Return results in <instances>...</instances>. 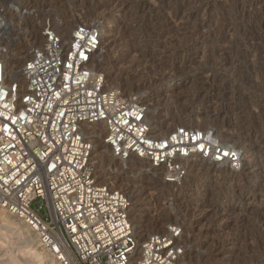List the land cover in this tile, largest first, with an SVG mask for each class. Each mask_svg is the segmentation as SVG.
I'll use <instances>...</instances> for the list:
<instances>
[{"label":"rangeland","instance_id":"1","mask_svg":"<svg viewBox=\"0 0 264 264\" xmlns=\"http://www.w3.org/2000/svg\"><path fill=\"white\" fill-rule=\"evenodd\" d=\"M0 4L11 19L7 33L11 37L0 44L14 58L8 62L5 54L9 78L22 69L31 49L42 44L47 23L57 26L74 15V29L81 20L89 24L100 20L105 43L97 56L99 67L110 88L141 96L150 111L148 118L159 124L152 126L155 134L164 136L168 125L212 129L227 144L256 151L264 162V0H0ZM15 7L26 13L20 15ZM100 151L92 158L96 176L131 197L135 223L147 225L154 216L160 223L153 226V233L170 223L182 227L186 253L181 264H264V175L247 176L248 160L234 168L237 175L222 172L226 164L214 167L191 159L185 177L172 184L162 169L131 166V159L122 163ZM250 185L259 186V195L242 190ZM18 237L11 236L12 242H20ZM221 248L234 253L233 260L219 254Z\"/></svg>","mask_w":264,"mask_h":264},{"label":"built area","instance_id":"2","mask_svg":"<svg viewBox=\"0 0 264 264\" xmlns=\"http://www.w3.org/2000/svg\"><path fill=\"white\" fill-rule=\"evenodd\" d=\"M42 37L22 66V94L0 50V207L30 225L60 264H179L182 227L170 223L139 242L130 197L97 180L84 124L103 122L117 159H143L172 184L194 158L237 169L242 149L212 129L155 134L140 95L106 87L96 25L79 23L67 38L47 23Z\"/></svg>","mask_w":264,"mask_h":264},{"label":"bare ground","instance_id":"3","mask_svg":"<svg viewBox=\"0 0 264 264\" xmlns=\"http://www.w3.org/2000/svg\"><path fill=\"white\" fill-rule=\"evenodd\" d=\"M13 5H18L17 3L13 4ZM12 5V7H13ZM1 6V4H0ZM120 7V6H119ZM18 9V7H15ZM16 9V10H17ZM20 15H23L26 13V11H23L22 8L18 9ZM74 15H71L69 19H63L58 21L57 26L60 28V32L65 35L66 37H70L71 31L73 30V21H72V17ZM11 19L7 18L1 7H0V44L1 46L3 45L4 42H2L1 40H5L9 37H11V34H7L8 32H10V25H11ZM100 20L96 21L94 25H96L98 27V29L101 32V50L104 47V43H105V34H104V23H100ZM81 22H87V21H83L81 20ZM90 23V22H89ZM100 27V28H99ZM3 32V33H2ZM7 34V35H5ZM246 36V35H245ZM44 40V39H43ZM6 43V42H5ZM25 43H23V45L21 46L22 48L25 47ZM7 46V45H6ZM16 47V46H15ZM2 49V51H5L4 56L6 54V56L8 55V49H6L5 47H0ZM20 52V51H19ZM22 54V53H19ZM21 56V55H20ZM29 56V54H28ZM28 56L26 55L23 59H24V63L27 60ZM98 56V54H97ZM9 57V56H7ZM9 59V60H8ZM7 60L8 62L11 60H13L14 58L9 57ZM12 65V64H11ZM24 65V64H23ZM6 77H7V81H18L20 82V93L22 94L25 90H26V79L22 74V69H20L19 71L15 72V76L14 77H10L8 75V71H7V61H6ZM99 66V65H98ZM12 68V67H11ZM10 68V69H11ZM21 68V67H20ZM9 69V67H8ZM112 69V68H111ZM16 70V69H15ZM13 74V73H12ZM106 76V87L110 88V83L108 80V76L105 74ZM21 78V79H20ZM264 102V101H263ZM148 109V107H147ZM221 110V109H220ZM150 114V111L148 110V116ZM190 115V114H189ZM147 116V117H148ZM174 116V115H173ZM188 116V115H187ZM194 116V115H193ZM169 117V116H168ZM155 118V116L153 117ZM177 118V117H176ZM208 118V116H207ZM172 119V118H171ZM174 119V117H173ZM172 119V120H173ZM192 119V117H191ZM199 119V118H198ZM210 119V118H209ZM153 119H149L148 118V122L152 127L153 124H156V126H158L159 124L156 121H150ZM245 120V119H244ZM169 121V120H168ZM173 122V121H172ZM254 122V121H253ZM222 123V122H221ZM231 123V122H230ZM229 124V123H228ZM172 126V125H171ZM171 126H167V130L165 132H163L164 135H166L169 131H171L173 129V127ZM200 126V125H199ZM246 126V125H245ZM175 128V127H174ZM200 128V127H199ZM244 128V127H243ZM155 129V128H154ZM245 129V128H244ZM257 130V129H256ZM84 131L87 134V138H89L91 145H92V158L94 156V153H96V151H100L101 148H104L105 150L100 151V155H104L105 153H108V155L110 156V159H114L116 161H118L119 159H117V157H115V155L112 153L110 147L104 142V141H100V138L105 137L106 134V126L103 122H95V123H85L84 124ZM262 131V130H261ZM219 132V131H218ZM256 136V135H255ZM91 138H96L97 140H92ZM235 141V140H233ZM236 144L238 143L237 141H235ZM248 142V140H247ZM253 142V141H252ZM234 143V142H233ZM246 143V142H245ZM241 148V147H240ZM244 148V147H243ZM264 148V147H263ZM263 151V150H262ZM256 151L250 149H244L242 151V161L244 160H248V167L244 169V173L248 176V175H258L263 176L264 175V162L263 160H261L260 156L257 155V153H255ZM258 152V151H257ZM260 153V151H259ZM107 154H105L104 156H106ZM260 157V158H259ZM197 159V158H194ZM193 160V159H192ZM202 162V161H199ZM204 162V161H203ZM202 162V163H203ZM119 163V162H118ZM192 163V162H191ZM243 163V162H242ZM136 164H139L142 168L145 167L149 169H153V167L145 160L143 159H139V158H131V166H138ZM197 165V164H196ZM207 165H213L214 167L218 166V165H222L221 163H213V162H208ZM206 165V166H207ZM227 167H225L224 170H222V172H226V173H231L234 174L237 172L236 169H234V167H232V165L230 164H226ZM138 166V167H140ZM191 166H195L194 163L191 164ZM200 167V166H199ZM209 167V166H208ZM245 167V166H244ZM191 168V167H190ZM198 168V166H197ZM201 168V167H200ZM199 168V169H200ZM206 168V167H205ZM141 169V168H140ZM209 169V168H208ZM144 170V169H143ZM164 171V169H162ZM166 172V171H165ZM243 172V171H242ZM239 173V172H238ZM98 174V172H97ZM237 174V173H236ZM99 175V174H98ZM238 175V174H237ZM97 177V176H96ZM256 177V178H257ZM253 178V177H252ZM255 178V179H256ZM97 180L99 183L101 184H105L106 180H103L102 176H98ZM111 184V183H110ZM116 185V184H115ZM114 185V186H115ZM110 186V185H108ZM111 187V186H110ZM243 187V186H242ZM258 185H250V186H245L242 190H251V192H253V194H258L259 191H261L260 188H258ZM113 189H116L114 187H111ZM257 188V189H256ZM124 189V188H123ZM264 189V188H263ZM263 192V191H262ZM260 193V192H259ZM259 195V194H258ZM262 195V194H261ZM131 200V197H130ZM134 200V199H133ZM260 202V201H259ZM259 205V204H258ZM132 202H131V207H130V219L132 222V225L134 227V231L137 235V238L139 240L140 243H142L145 239H147L149 236H151L153 234V231L151 230L153 228V226L158 225L160 223V221H158V219L156 217H151L148 220V224H143V223H135L134 221V217H133V213H132ZM233 213V212H232ZM255 213V212H254ZM263 213V212H262ZM135 215V214H134ZM243 216V215H242ZM141 219V218H139ZM147 223V222H146ZM261 224V223H259ZM166 228V227H165ZM164 228V229H165ZM264 229V228H263ZM185 233V232H184ZM19 235L20 237V242L13 243L12 242V238L13 235ZM208 234V233H207ZM18 237V238H19ZM141 237V238H140ZM247 239V238H246ZM238 240V239H237ZM241 240V239H240ZM243 240V239H242ZM237 242V241H236ZM212 243V242H211ZM241 243V242H240ZM206 244H208V242H206ZM208 246V245H207ZM237 247V246H236ZM239 248V247H237ZM186 253V252H185ZM219 254L223 255V257L226 260H233V257L235 256V254L233 253L231 255V253L229 254L227 251H225V249L221 248L219 251ZM185 257V256H184ZM184 257H182L179 261V264H181V261L184 259ZM224 261V260H223ZM31 262V263H29ZM0 264H60L57 259L52 255V253L50 251H48L43 244L41 243V240L39 238V235L37 232H35L32 227L30 225H28L25 221L19 219L18 217L12 215L10 212H7L5 209L0 207Z\"/></svg>","mask_w":264,"mask_h":264}]
</instances>
